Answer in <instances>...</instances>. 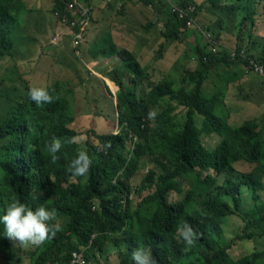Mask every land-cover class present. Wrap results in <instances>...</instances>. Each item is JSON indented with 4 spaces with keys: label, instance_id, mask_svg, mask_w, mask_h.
Instances as JSON below:
<instances>
[{
    "label": "trees",
    "instance_id": "obj_1",
    "mask_svg": "<svg viewBox=\"0 0 264 264\" xmlns=\"http://www.w3.org/2000/svg\"><path fill=\"white\" fill-rule=\"evenodd\" d=\"M139 1L114 0L103 5L104 8L101 4L95 8L100 11L117 3L154 8L162 23L164 45H160V57L165 44L187 42L194 31L186 24L188 18H180L162 0ZM192 1L195 2L174 3L184 9L196 7L190 13L196 20V11L203 7H197ZM248 1L240 0L241 3ZM225 3L227 0H206L203 10L207 9L212 15L221 14ZM249 5L250 8L242 6L247 15L240 22L237 51L242 50L240 43L244 42L241 32L256 24L258 12ZM24 9V0H0V61L14 58L18 52L14 55L22 38ZM56 11H60L61 18L73 19L63 0H52V16L57 22ZM232 11L238 15L237 9ZM92 22H96L94 13ZM226 24L219 29V38L225 34ZM152 26L149 24L146 28ZM195 37L197 46L191 51L198 67L184 75L182 88H176L174 82L163 78L150 83L147 89L149 75L146 66L139 62L141 58L138 61L132 52L114 44L96 54L94 50L95 57L104 54L111 63H119L115 64L118 67L104 73L120 87L117 101L114 100L120 131L96 135L97 144L87 142L86 151L93 163L84 177H73L68 168L82 149L78 142H70L81 136L74 125L72 101L60 94L59 87L52 85L48 90L53 96L58 95L59 100L38 107L28 96L29 83L15 74L14 68L10 69L15 79L9 75L6 79L11 86L2 90L0 87V215L15 196L33 210L41 206L55 208L62 226L54 238L30 254L32 264L69 263L75 252L82 262L79 264H107V260L102 263L100 258L108 248L126 250L124 257L117 254L119 264H130L129 258L136 248H151L157 264H258L259 253L238 261L230 256L231 245L226 240L223 224L225 219L240 215L245 222L242 239L264 238V126L260 120L234 126L219 118L217 104L224 99V92L206 94L204 91L210 71L224 64L244 67L247 74L257 75L248 59L229 56L225 50L208 52L200 44L201 39ZM254 43L249 53L264 62V42L259 57L252 52ZM105 67L111 66L105 63ZM225 79L226 84L231 85L239 82V75L233 72ZM122 80L131 87H126ZM15 82L20 83L21 88L14 86ZM166 99L186 110L185 121L176 122L169 116V110L164 109L153 128L148 113ZM93 101L97 109L98 102L92 100L88 90L86 102ZM197 117L202 121H196ZM211 135L220 139L214 150L207 148L202 140L203 136ZM52 137L62 142L56 163H52L45 147ZM109 143L111 148H106ZM146 159L153 164V169L148 170L135 191L140 203L132 212L130 182ZM243 163L253 167L240 172ZM182 180L189 181L188 191ZM173 193L184 197L172 203ZM135 218L143 224V230H136ZM182 222L189 223L201 234L192 246H187L177 232ZM123 234L125 238L113 241L115 236ZM15 248L22 247L17 244ZM15 248L0 223V257L9 263H19Z\"/></svg>",
    "mask_w": 264,
    "mask_h": 264
},
{
    "label": "rangeland",
    "instance_id": "obj_2",
    "mask_svg": "<svg viewBox=\"0 0 264 264\" xmlns=\"http://www.w3.org/2000/svg\"><path fill=\"white\" fill-rule=\"evenodd\" d=\"M173 1L179 3L182 0ZM195 2L193 3L197 7L200 8L202 6L204 9L203 5L206 4V0H195ZM263 2L264 0H256L254 2L249 0L246 3H241L240 0H227V3L224 4V10H220L223 13L217 12L213 15L212 13H208L207 9H198L196 11V25L191 28V31L193 29L194 31L190 36L188 35L187 42L165 44L160 57L158 51L160 45H164V40L161 36L162 23L154 8L133 3H125L124 5L117 3L97 13L98 9L95 8L94 15H96L97 24H89L90 29L87 31V37L79 49L80 55H78L71 38H66L62 46H54L52 45L53 43H48V40L50 41L57 31V22L52 16V0H24L25 9L21 15L23 31L27 32L28 30L29 15L34 17V21H38L39 17H42L43 22L51 25V28L50 31L46 30L44 32L42 30L46 43L40 50L37 49L27 54L17 52L16 55L14 51V58L0 61V87L2 90L4 87L11 86V83L6 78L10 75L11 78L15 79L16 75L10 74V69L13 68L16 71L15 74L21 76L22 80L27 81L31 87H48L52 85L59 87L60 94L72 101L73 114L75 116L74 125L81 134L77 140L81 141L78 143L82 145V149L86 150L87 142H91L92 144L98 143L96 135L118 134L120 131L119 119L114 105V100L117 101V93L120 87L106 78L104 73L106 70L110 72L118 67L115 64L119 63L114 62L109 64L105 59L108 56L101 54L95 57L91 51L95 50L96 54L103 47L108 49L114 44L115 38L121 48L132 52L138 58V61L141 58L139 62L146 66L149 75V81L145 84L147 89H149L150 83L159 82L163 78L174 82L176 88H182L183 85L181 83H183L184 75L198 67V61L194 58L195 56H192L191 51L192 48L197 46L195 36L201 39L200 44L206 47L208 52L220 53L225 50L229 56L233 51H236L238 55H251L249 48L253 45L252 42H255L252 52L257 57L261 55L264 42ZM249 4L256 7L255 11L258 12L256 24L254 28H247L241 32L244 42L240 43L242 50L237 51V34L240 22L247 15L246 9H242V6L246 5L250 8ZM194 8L196 9V7ZM232 8L238 10V15L232 11ZM224 18H226V21H224ZM226 22L225 34H222V37L219 38V29ZM54 23H56V26ZM149 24H153V26L147 29L146 27ZM93 25L95 26V30L93 31L98 34L95 37L89 35ZM39 26L42 28V23H39ZM109 34L114 35V38L109 37ZM89 37L91 38L89 39ZM96 38H100V40L95 43ZM195 53L197 54V52ZM105 63L111 67H105ZM224 65L217 69H212L204 84L206 94H215L218 91L224 92V99L217 104L218 117H223V119L228 120L234 126L241 125L243 122L249 120H260L264 126V82L261 81L263 78L259 75L247 74L244 67H228L226 64ZM233 72L239 75V79L237 80L239 82L227 85L225 76H231ZM122 81L126 87H131L126 80ZM14 86L21 88V84L18 82H15ZM88 90L92 100L98 102L99 106L97 109H95L96 104L94 101L91 103L86 102ZM81 98L82 100L80 101ZM164 109L169 110V116L174 117L176 122L180 124L184 123L186 110L179 107L176 102L166 99L158 106L152 108V111L154 110L157 113L155 118L151 119L153 121V125H151L153 128H156V118ZM197 120L202 121L199 117L196 118ZM201 121H199V126H201ZM222 124L225 123L222 122ZM262 136L264 139V135ZM202 140L206 147L212 150L220 143L217 135L203 136ZM243 164L244 166H240V172L250 171L253 167L246 163ZM151 169H153V164L146 159L144 166H141L130 182V209L132 212L136 211L140 203V197L137 196L135 191L148 173V170ZM183 184L185 191H188L189 181H183ZM143 195H146V193H143ZM183 197L173 193L171 194L170 201L172 203L180 201ZM59 223L61 224V220H59ZM134 224L136 230L144 229L143 224L138 218L134 219ZM244 226L245 222L242 221L240 215L224 220V234L227 242L231 245L230 256L235 261H238L243 257L259 253L260 256L257 263L262 264L264 262V238L242 239ZM118 237L125 238V235L115 236L113 241L118 242ZM11 241L15 248L18 242ZM37 249L38 247L36 246L22 247L21 249L15 248L14 255L20 258L17 264H32L30 254ZM117 254H121L124 257L126 256V250L108 248L104 256L100 258V261L104 263L107 260V264H119ZM100 261L98 262L100 263ZM129 263L133 264L132 258H129ZM0 264H16V262L9 263L3 257H0Z\"/></svg>",
    "mask_w": 264,
    "mask_h": 264
},
{
    "label": "clouds",
    "instance_id": "obj_3",
    "mask_svg": "<svg viewBox=\"0 0 264 264\" xmlns=\"http://www.w3.org/2000/svg\"><path fill=\"white\" fill-rule=\"evenodd\" d=\"M28 96L38 107L51 104L54 100H59L60 98L58 95L53 96L50 94L47 86L30 87ZM156 115L157 113L154 110L150 111L148 118L154 119ZM70 142L81 141L74 139ZM45 147L52 163H56L60 159L57 154L62 148L61 140L57 137H52ZM105 147L111 148V144L109 143ZM92 163V158L87 151L81 149L68 166L70 175L73 177L87 176ZM0 223L4 226L7 238L18 242L21 247H39L54 238L62 227L57 219L55 208L48 209L41 206L33 210L15 196L11 198L4 214L0 215ZM177 232L187 246H192L201 235L187 222H182L178 226ZM131 255L133 264H157L151 248H136Z\"/></svg>",
    "mask_w": 264,
    "mask_h": 264
},
{
    "label": "built area",
    "instance_id": "obj_4",
    "mask_svg": "<svg viewBox=\"0 0 264 264\" xmlns=\"http://www.w3.org/2000/svg\"><path fill=\"white\" fill-rule=\"evenodd\" d=\"M114 0H63L66 5V9L70 11L73 16L72 20L64 17L61 18L60 11H56L54 16L58 21V30L53 35L52 43L55 46H62L66 38H71L73 41L74 48L77 50V54L80 55L79 49L85 42L87 37V31L89 30V24L92 22V15L95 10V5H107L112 3ZM138 1L139 0H134ZM169 4L172 8V12L180 16V18H188L186 24L189 28L196 24V20L190 16V13L194 11V7L187 9L181 8L174 3L173 0H162ZM232 57L238 55L236 51L232 52ZM242 58L248 59L253 66L257 76L259 75L264 80V62L257 61V59L252 58L251 55L240 54ZM77 252L74 253V259L69 263H55V264H79ZM82 263V262H80Z\"/></svg>",
    "mask_w": 264,
    "mask_h": 264
},
{
    "label": "crops",
    "instance_id": "obj_5",
    "mask_svg": "<svg viewBox=\"0 0 264 264\" xmlns=\"http://www.w3.org/2000/svg\"><path fill=\"white\" fill-rule=\"evenodd\" d=\"M101 8H104L103 5L100 6ZM97 9V8H96ZM95 9V10H96ZM95 10L93 13H95ZM99 10L96 11V13L98 12ZM35 13V12H34ZM34 17L30 16L28 17V21H29V27H28V30L27 32H22V38L19 40V48L16 51H18V53H24V54H27L31 51H36L37 49L40 50V48L46 43L44 38H43V32L42 30H44V32L46 30H49L50 31V28H51V25H48L46 23L43 22L42 20V17H39L38 21H34ZM39 23H42V28L39 26ZM95 24H97V20L96 22H94ZM55 26H56V23H54ZM58 21H57V30H58ZM90 29V28H89ZM95 30V26L93 25L92 28H91V31L89 33L90 36L92 37H95L97 36L98 34L93 31ZM105 34V33H104ZM103 34V35H104ZM112 35V34H111ZM114 35H112L113 37ZM91 37H89L90 39ZM101 38V37H100ZM100 38H96L95 39V43L97 41L100 40ZM114 38V37H113ZM52 40H53V37H51L50 41L48 40V43L52 44ZM114 44L116 45L117 48H121V46L119 45L118 41L114 38ZM53 45V44H52ZM55 46V45H54ZM94 51H91V53H93ZM100 58V57H99ZM98 58V59H99ZM107 60V63L111 64L110 62V58L109 57H106L105 58ZM100 60V59H99ZM98 61V60H97ZM96 64V63H94ZM233 216H237V215H233ZM232 217V216H231Z\"/></svg>",
    "mask_w": 264,
    "mask_h": 264
}]
</instances>
